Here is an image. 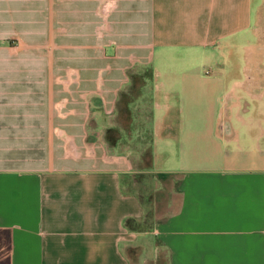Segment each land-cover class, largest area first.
Wrapping results in <instances>:
<instances>
[{
	"label": "crops",
	"instance_id": "crops-1",
	"mask_svg": "<svg viewBox=\"0 0 264 264\" xmlns=\"http://www.w3.org/2000/svg\"><path fill=\"white\" fill-rule=\"evenodd\" d=\"M263 11L264 0H0V264H149L161 248L167 264H264V150L232 153L240 131L217 128L231 86L263 100L262 79L230 81ZM144 72L152 166L133 170V153L102 136ZM145 174L174 194L166 219L138 233L126 221L158 204L140 194Z\"/></svg>",
	"mask_w": 264,
	"mask_h": 264
},
{
	"label": "rangeland",
	"instance_id": "rangeland-1",
	"mask_svg": "<svg viewBox=\"0 0 264 264\" xmlns=\"http://www.w3.org/2000/svg\"><path fill=\"white\" fill-rule=\"evenodd\" d=\"M256 33L252 36L249 44L247 45L246 55L241 52L238 53V56H234V61L237 59V64L231 74L230 81L243 80L247 81L248 76L255 75L256 78L262 79L264 83V11L260 16L259 21L255 25ZM251 37V36H250ZM235 64V62H234ZM207 74L211 72V69L206 70ZM148 72L141 74L143 78ZM142 78V79H143ZM143 85L140 88V96L138 99H134L133 103L129 105L130 113L127 115H118L114 120V125L110 128L118 131V140L115 144L112 145L107 140L108 129L102 136V141L106 139L105 148L111 146L113 152H116L117 155L122 156L126 151L132 152V167L133 170L145 168V158L147 154L152 153L153 141H154V104L151 94V87H145L148 83L142 82ZM264 92V88H261V92ZM262 92V93H263ZM230 100H224V103L218 105L217 110L220 115H218L217 128L221 129L222 124L229 123L233 131L237 133L240 131V142L236 141L235 138L231 139V143H226L225 145L229 150H232V153H240L244 151H250L252 153V158L255 159L259 154L258 145L264 150V138L257 140L256 137L261 134V124L264 125V114H263V105H264V93L263 100L251 99L243 91L242 87L236 88L234 85L230 87ZM232 95V96H231ZM240 97L242 99L241 108H235L232 110L231 101ZM136 100V101H135ZM240 112L244 118V121H239L237 119V112ZM159 111H156V114H159ZM231 116L233 118L231 119ZM229 127V125H228ZM220 132H222L220 130ZM229 136V135H228ZM227 138L225 141H227ZM225 146V147H226ZM93 150H89V153H92ZM106 153V151H105ZM147 159V158H146ZM150 175L145 174L141 175L140 178V194L143 196L144 202L151 204V195L154 193L158 197V204L155 208L156 218L158 220L164 219L168 214V203L167 195L169 191L173 195V189L171 186H168V183L162 181L161 178L149 179ZM154 246H149L144 251V255L147 257L154 256L153 252ZM160 255H162L163 260H157V262L149 264H167L166 250L165 248L160 249ZM135 262L137 256L135 254H129Z\"/></svg>",
	"mask_w": 264,
	"mask_h": 264
},
{
	"label": "trees",
	"instance_id": "trees-1",
	"mask_svg": "<svg viewBox=\"0 0 264 264\" xmlns=\"http://www.w3.org/2000/svg\"><path fill=\"white\" fill-rule=\"evenodd\" d=\"M130 78L132 80V85L130 86L128 93H122L121 97H120V101L118 102V111H119V115H125V114H129L130 113V109H129V104L130 102H133V100L137 97L140 96V88L145 85L142 82H146L147 79L151 78V73L148 72V74L145 75V78H143L141 75H137V74H131ZM143 78V79H142ZM107 140L113 144L116 143V141L118 140V131L117 130H113L110 129L107 132ZM147 158V159H146ZM145 158V168H151L152 166V153L150 152L149 154H147ZM140 178H142L141 176H136V180L138 182H140ZM162 181H165L166 178L165 177H161ZM130 192V190H129ZM142 200V197H141ZM166 218L162 219V220H158L156 218V214H154L152 211L147 213V215L145 216V218H143L142 220H135V219H128L126 221V227L134 232H138V233H146V232H150L155 223L156 222H160V221H164ZM129 254H135L136 252L133 249H129L128 250Z\"/></svg>",
	"mask_w": 264,
	"mask_h": 264
}]
</instances>
